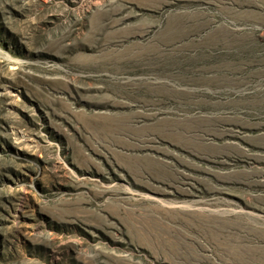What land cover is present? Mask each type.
I'll return each instance as SVG.
<instances>
[{
    "label": "rangeland",
    "instance_id": "obj_1",
    "mask_svg": "<svg viewBox=\"0 0 264 264\" xmlns=\"http://www.w3.org/2000/svg\"><path fill=\"white\" fill-rule=\"evenodd\" d=\"M0 264H264V0H0Z\"/></svg>",
    "mask_w": 264,
    "mask_h": 264
}]
</instances>
